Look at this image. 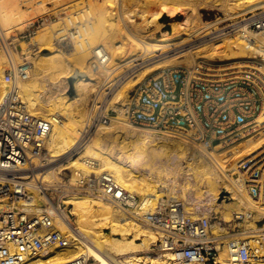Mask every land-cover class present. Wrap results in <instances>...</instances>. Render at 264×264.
I'll return each instance as SVG.
<instances>
[{"label":"bare ground","instance_id":"bare-ground-1","mask_svg":"<svg viewBox=\"0 0 264 264\" xmlns=\"http://www.w3.org/2000/svg\"><path fill=\"white\" fill-rule=\"evenodd\" d=\"M8 1L0 3V31L6 36L12 24L16 25L25 20L21 12L22 8L20 10L21 5L28 3L26 10L36 3L39 8L45 9V2L52 3L57 0ZM83 1H75L73 5ZM201 8L221 11L224 18L216 15L212 20H205ZM257 8H264V0H103L94 12L91 9L87 10L89 16L87 18L89 21L85 20L87 23L78 20L76 16L74 17L76 20L73 21L72 15L66 19V22L74 25L78 32L76 36L70 34L73 44H71L72 48L68 47L67 50L58 47L54 42V39H57L67 27L65 18L64 24L57 28L47 21L45 25L48 26L44 27L39 37L32 41L36 45L37 52L32 57L29 73L18 82L19 92L32 113L42 118L58 116L53 122L46 142L47 162L43 171L37 172L39 182L51 189L52 193L60 186H74L79 175L89 173L83 159L93 158L99 161L101 170H108L113 174L122 188L139 194L141 207L146 210L154 208L156 199L161 197L163 189L167 191V195L178 196L174 183L168 181L167 175L181 170L185 175H193L194 187L199 195L209 193L214 195L219 189L229 185L238 199L249 203L252 210L264 213L263 199L258 201L249 199L243 183L240 182L242 180L238 169L252 158L258 157L260 161L264 160V129H262L264 107L253 126L256 136L260 138L259 135H262L259 141L253 143L252 135L246 139L247 141L244 140L243 144L240 141L241 146L237 147V144L231 148L218 149L219 151L207 150L174 133L154 131L143 126H129L122 119L124 124L136 128V131L115 130L119 133L116 137L119 138L122 152L125 154L119 160L112 159L102 150L101 143L106 129L115 127L117 116H110L105 121L107 125H102L105 122L98 125V129L94 134L92 133V138L80 144V149L78 146L82 132L89 126L88 122L92 115L87 109L90 94L95 93L97 100H100L99 97L105 99L107 97L104 96L107 93L105 91L109 87L112 89L123 76L127 77L128 72L134 73L139 70L136 74L137 78L120 81L121 84L117 89H113L109 105L123 104L131 87L181 61L191 72H198V68L206 65L212 66L214 62H224V64H217V68L214 69L208 67L206 69L219 72L229 68L248 67L249 60L241 59L229 63L226 61L252 57L254 48L251 47L250 31L242 24L232 29L229 28L235 23L222 28L218 26L224 19L234 21ZM180 15L182 17L177 18ZM163 16L172 19L170 29L155 35V32L163 26L160 21ZM225 28L229 30L218 33ZM83 31L86 34L84 37ZM80 35L81 39L76 38ZM99 45H103L106 49L105 61L108 63L93 66V56H90V52ZM44 50H48L49 54L44 53ZM7 67V58L0 48V102L9 86L4 79ZM75 68L78 72L73 87L69 81L65 82L64 86L71 93L59 92L61 91L59 84H56L54 89L55 83L61 80L62 84L65 81L62 79L70 78ZM52 91L54 94L51 93ZM122 107L118 106L117 110L120 111ZM153 142L159 146L155 151L157 157L162 155L166 157L167 164L163 168L165 174L154 171L152 165L144 172L137 173L132 170V166L138 165V162L145 158ZM73 150L76 152L70 155ZM68 154L70 156L66 161L57 163ZM125 163H129V166L124 165ZM237 163L241 164L237 166ZM64 169H69L72 173L67 180L73 183L62 181L59 174ZM65 190L67 192L62 198L68 204L70 214L74 215V221L69 214H66L64 219H57L56 223L67 237V243L50 246L21 264H66L88 256L96 261L95 264H169L167 257L148 255L146 252L150 243L157 237L153 230L138 224L132 217L122 215L113 205L96 196ZM214 196V202L219 200L220 204L227 199L226 194ZM41 202V199H38L37 204L40 205ZM253 203H256L255 206H252ZM187 207L186 211L189 210ZM232 213L235 216H242L243 219L247 216L245 213L233 210ZM254 222L251 219L249 232H252L250 230L260 232L258 228L261 226ZM106 225L110 230H104ZM212 228L214 232L230 234L226 227L212 224ZM132 231L134 237L137 236L142 241H135L133 237H129L128 234ZM116 255H121L122 258L118 259ZM217 264H264V260L258 258L243 261L223 251Z\"/></svg>","mask_w":264,"mask_h":264},{"label":"built area","instance_id":"built-area-1","mask_svg":"<svg viewBox=\"0 0 264 264\" xmlns=\"http://www.w3.org/2000/svg\"><path fill=\"white\" fill-rule=\"evenodd\" d=\"M78 11L72 14L78 15ZM47 21L49 16L31 20L12 37L30 38ZM231 23L235 24L229 29L242 24L251 33L254 54L248 67L219 72L164 68L131 88L121 110L110 108L111 112L120 114L129 126L174 133L207 150L217 151L250 135L264 107V8ZM72 33L78 35L77 28L70 24L57 37L56 44H73ZM15 39L0 33V47L8 62L4 79L9 83L0 102V264H21L50 246L67 243L56 223L66 214L72 215L62 198L65 189L96 196L153 230L157 237L146 252L167 257L169 264H217L223 251L243 261L264 260V224L258 228L260 233L214 232L215 217L191 218L183 202L170 195L159 197L153 209L145 210L141 197L122 188L113 174L101 170L99 161L93 158L83 159L90 170L87 175H79L74 186H60L51 195L52 190L39 182L37 172L45 167L47 138L58 116H37L22 98L18 82L27 77L30 63L25 58L14 59L18 52ZM91 53L93 66L106 63L103 45ZM109 118L108 110L91 117L79 144ZM238 169L249 198L264 201V160L252 158ZM38 199L42 201L40 205ZM66 264L91 262L89 257H81Z\"/></svg>","mask_w":264,"mask_h":264},{"label":"rangeland","instance_id":"rangeland-1","mask_svg":"<svg viewBox=\"0 0 264 264\" xmlns=\"http://www.w3.org/2000/svg\"><path fill=\"white\" fill-rule=\"evenodd\" d=\"M75 1L77 2L79 0H57L56 2L54 1L55 3L54 2H52V3L51 2H45V4H44L45 5L44 6L45 9L39 8L36 3H34V5H32V7L28 8L26 10H25V8L27 7L26 5H29V4L27 3V4H24V5H21L20 6V10L22 8L21 12L23 13L22 15L25 16V20L23 22H21V23L16 24V25L12 24V26H11L12 29L11 28L8 29L7 37L15 39V37H12V35H18L19 32H21V31H23L25 29L26 25L31 20H35V19H37L39 17H42V16H49V21H50L51 24L56 26L55 28L61 27L64 24L63 19L65 18V22H66L67 17L70 16V15H72L73 21L76 20L74 18L76 16V18H78V20H81V21H84L85 23H87L86 21H89V19H87L89 17L88 14H87V10L91 9V11L94 12L95 9H98L100 7V4H101V2L103 0H84L83 3L75 5L76 7L73 5L74 3H76ZM2 2L5 3V0L4 1L3 0L0 1V3H2ZM71 5H73V6H71ZM63 7H66V8H63ZM75 10H79L78 11L79 14L74 16L72 14V12H74ZM201 10L205 14V16L202 15L203 18L204 17L206 18V19L204 18L205 20H212V19L215 18L216 15H219L221 18H224V14H222L221 11L212 10V9H205V8H201L200 11ZM82 15H83V17H82ZM86 15H87V17H86ZM181 17H182V15L178 16L177 18H181ZM171 20L172 19L169 18L168 16H163L160 19V21H163L164 25L157 32H155V35H160L163 30H169L170 29ZM232 21L233 20L224 19L219 24L218 28H222V27L230 24ZM66 23H68V22H66ZM66 25H67V27H65V28H70V24H66ZM46 26H48V25H44L41 28H39L37 30V32L34 35H32L30 38H26V39L18 38V40H16V39L14 40L16 45H17V50H18V52L15 54L16 60L22 61V60H24L23 58H25L30 63V67L32 66V62H31L32 61V57H34L36 55L35 52H37L36 45H34L32 41L39 37L40 33L43 32L42 29H44V27H46ZM227 30H229V29L225 28V29L219 30L218 33L224 32V31H227ZM85 35L86 34H84V31H83L82 32V36L84 37ZM82 36L80 35L79 37L77 36L76 38L81 39ZM55 39H54V42L56 43ZM22 43L25 45V49H24V45L22 46ZM57 45H58V47L63 48L65 50H67L68 47L72 48V46L70 44H68V45L67 44H57ZM76 50H79V49H76ZM71 51H72V49H71ZM43 52L46 53V54H49L48 50H44ZM91 52H90V56L92 57V53ZM241 59L249 60L248 58H239V59H232V60H229V61H226V62L229 63V62H233V61H237V60H241ZM181 62L179 64H177V65L175 64V66H172V67L173 68L188 69L186 67L187 65L183 61H181ZM72 63L75 64L74 62H72ZM107 63L105 65H107ZM217 64H224V62H214L212 64V66L211 65L210 66L206 65V67L214 69V68H217V66H216ZM206 67L204 66L203 68H198V70H203V72H213V71L207 70ZM138 71H136L134 73L128 72L129 75L127 73V77L125 75L122 78H120L118 84L115 85L116 87L114 86L112 89L109 87L105 91V92H107L106 94H104V96L105 95L107 96V97H105V99H103V97H99L100 100H97L95 93H91L90 94V99L87 102V109L92 112L91 117H93L95 114L105 113L106 110H108L110 116H116L114 111L111 112L110 108H113V109L117 110L118 106H123V104L125 103L126 100L124 101L123 104H117L116 103V104H114V106L109 105V101L111 100V98L113 96L112 95L113 94L112 93L113 89H115V88L117 89V87L125 79H128V78H130V79L134 78L135 79V78H137L136 74L138 73ZM77 72H78V69L75 68L74 69V74L72 75V76L75 77L72 80V84H71L72 87H73V81L77 78ZM62 80H65V81L62 82V84L60 83L61 80L55 83L54 89L56 88V84H59V88H61V91H59V92L63 91V92H66V93L70 94L71 92L66 87H64L65 86V82H68L69 78L68 79H62ZM133 87H131V88H133ZM131 88L129 89V92H127L126 99H127L128 95L130 93ZM59 92H57V93H59ZM51 93H53V91ZM116 118H118V119L115 120V122H114L115 123V125H114L115 127L114 128H107L106 131H105V134L102 135L101 148H102L103 151H106V153H108L109 156L112 157V159L119 160L120 157H122L125 153L122 152V150H123L122 149V145H120L121 143H119L120 142L119 138L116 137V136L119 135V133H116L115 130H119V129L122 130L123 129L125 131L134 132V131H136V128L129 127L126 124H124V122L122 121L121 116H117ZM110 121H111V119H110ZM107 124H108L107 122L102 123V125H107ZM97 129L98 128H96V130ZM262 129H264V127ZM96 130H94L93 134L95 133ZM252 135H253V138H254L253 139V143H256V141H259L261 139V137H262V135L261 136L259 135L260 138H258V136H256L255 132H252V133H250V135L246 136L245 138H243L241 140L242 144H243L244 140L247 141L246 139L251 137ZM90 137L92 138V135ZM91 138H89L88 140H90ZM241 142H238L236 144L228 146V148H231V147H233V146H235L237 144H238L237 147L241 146L242 144L241 145L239 144ZM244 144H246V143H244ZM154 145H155V147H154ZM78 146H79V149H80V144ZM158 147L159 146L158 145L156 146V143L153 142L151 144V146L149 147L147 155L141 161L142 163L138 162L139 164L138 165L135 164L134 166L131 167V169L136 171L137 173H139V172H144V170L146 171L147 168H149L152 165L151 167H152V169H154V171L159 172L161 174H162V172L164 173L165 169H163V168L166 167L165 165L167 164L166 163L167 161H166V157L164 155H162L161 157H157V155L155 154V151H156V149ZM237 147H236V150H237ZM153 149H155V150H153ZM74 151L76 152V150H73L70 153V155L75 153ZM70 155L68 154L65 157L61 158L59 161H57V163H63L64 161H66V159H68V157ZM153 156H155V157H153ZM158 158H160V159H158ZM125 161H126V158H125ZM243 161H245V160H243ZM243 161H241V163ZM128 164L129 163H125L124 165L129 166ZM240 164L237 163V166L240 165ZM41 170H39V171L41 172ZM178 171H176V172L174 171V173L172 172V174H168V175L166 174L167 175V179H168L169 182L174 183L173 185L175 186V189H176L177 194H178L177 197L179 198V200H181L183 202L184 208H186V206L189 207V208L187 207L189 210L186 211V212L189 213L190 217L196 218L197 216H200V215L201 216H211L212 218L215 217L213 219L214 222L212 224H217V225H219L221 227H226L229 230L230 234L233 233V232H238V233H242L244 231H248L249 232V228H250L249 223L251 222V219L254 222L255 220H259L258 218L261 219L262 217H264V215H263L264 213L263 212L252 210V208H251L249 203H244L242 201L243 199H238L239 197L236 196V194L232 191V189H231V187L229 185H226L225 187L219 189L218 193L214 194V195H220V196H222V194H226L227 195V199L223 200L222 203L220 204L219 200L214 202V197L215 196L213 194H211V193H209L207 195L206 194L205 195H199V193L196 191V189L194 187L195 178L192 177L193 175H191V174L190 175H187V174L185 175V172H183L181 170H178ZM89 172H90V170H89ZM71 174L72 173L70 172L69 169H64V170H62L60 172L59 176L61 177L62 181H68L69 182V180H67V179H68V177ZM166 175H165V177H166ZM69 183H73V182H69ZM132 193L137 194L136 192H132ZM161 194H162L161 196H165L168 193H167L166 190L163 189ZM51 195H53V193H51ZM137 195H139V194H137ZM255 204L256 203H253L252 206H255ZM260 205H261V203H260ZM67 206H68V204H67ZM232 210L236 211V212H239V213H245L247 216L244 219L237 220V219H235L234 213L231 214ZM260 213H261V215H260ZM70 217H71L72 221H74V215L72 214ZM263 224H264V218L261 221H259L256 225L262 226ZM108 227L109 226L106 225V228L104 230L105 231L110 230V228H108ZM250 231L256 232V233L259 232L257 230H254V231L250 230ZM118 236L119 235H117V237ZM128 236L129 237H133V239L135 241H142L139 237H137V236L134 237V232L133 231L130 232L128 234ZM88 257H89V261L91 262V264H95L96 261L91 256H88ZM116 257H118V259L122 258L121 255H118V256L116 255Z\"/></svg>","mask_w":264,"mask_h":264},{"label":"water","instance_id":"water-1","mask_svg":"<svg viewBox=\"0 0 264 264\" xmlns=\"http://www.w3.org/2000/svg\"><path fill=\"white\" fill-rule=\"evenodd\" d=\"M75 77L74 76H72L71 78H69V84L71 85L72 84V80L74 79Z\"/></svg>","mask_w":264,"mask_h":264},{"label":"trees","instance_id":"trees-1","mask_svg":"<svg viewBox=\"0 0 264 264\" xmlns=\"http://www.w3.org/2000/svg\"><path fill=\"white\" fill-rule=\"evenodd\" d=\"M201 12H202V10H201ZM202 14H203V16H205V14L202 12ZM205 18V17H204ZM206 19V18H205Z\"/></svg>","mask_w":264,"mask_h":264},{"label":"crops","instance_id":"crops-1","mask_svg":"<svg viewBox=\"0 0 264 264\" xmlns=\"http://www.w3.org/2000/svg\"><path fill=\"white\" fill-rule=\"evenodd\" d=\"M161 23L164 25L163 21H161Z\"/></svg>","mask_w":264,"mask_h":264}]
</instances>
